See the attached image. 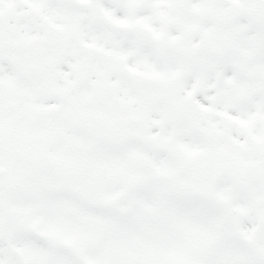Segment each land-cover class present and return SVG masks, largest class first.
<instances>
[{
  "label": "snow or ice",
  "instance_id": "obj_1",
  "mask_svg": "<svg viewBox=\"0 0 264 264\" xmlns=\"http://www.w3.org/2000/svg\"><path fill=\"white\" fill-rule=\"evenodd\" d=\"M0 264H264V0H0Z\"/></svg>",
  "mask_w": 264,
  "mask_h": 264
}]
</instances>
